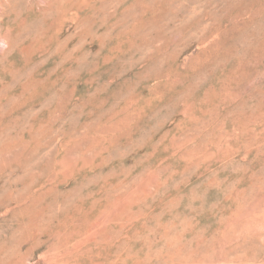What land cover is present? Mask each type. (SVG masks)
<instances>
[{
    "label": "rangeland",
    "instance_id": "rangeland-1",
    "mask_svg": "<svg viewBox=\"0 0 264 264\" xmlns=\"http://www.w3.org/2000/svg\"><path fill=\"white\" fill-rule=\"evenodd\" d=\"M263 47L264 0H0V264H264Z\"/></svg>",
    "mask_w": 264,
    "mask_h": 264
},
{
    "label": "bare ground",
    "instance_id": "bare-ground-1",
    "mask_svg": "<svg viewBox=\"0 0 264 264\" xmlns=\"http://www.w3.org/2000/svg\"><path fill=\"white\" fill-rule=\"evenodd\" d=\"M84 1H85V0H84ZM114 1H115V0H114ZM65 2H66V1H65ZM104 2H105V1H104ZM153 2H154V1H153ZM107 3H108V2H107ZM146 3H147V2H146ZM156 3H157V2H156ZM260 3H261V2H260ZM47 4H48V3H47ZM116 4H117V3H116ZM51 5H52V4H51ZM80 5L82 6L83 4H80ZM163 5H164V4H163ZM49 6H50V5H49ZM61 6H62V5H61ZM99 6H100V5H99ZM147 6H148V4H147ZM149 6L151 7V4H150ZM76 7H77V6H76ZM86 7H87V6H86ZM110 7H111V8H114L115 6L113 7V6L111 5ZM140 7H141V6H140ZM142 7H143V6H142ZM27 8H28V7H27ZM37 8H38V7H37ZM83 8H85V6H84ZM98 8H99V7H98ZM101 8H102V7H101ZM138 8H139V7H138ZM35 9H36V8H35ZM104 9L106 10V8H104ZM146 9H147V8H146ZM146 9H145V10H146ZM36 10H37V9H36ZM39 10H40V9H39ZM49 10H51V9H49ZM89 10H90V9H89ZM112 10H113V9H112ZM25 11H29V10L25 9ZM47 11H48V10H47ZM97 11H98V10H97ZM100 11H101V10H100ZM108 11H109V10H108ZM114 11H115V10H114ZM22 12H23V11H22ZM51 12H52V11H51ZM94 12H95V11H94ZM98 12H99V11H98ZM101 12H102V11H101ZM101 12H100V13H101ZM115 12H116V11H115ZM23 13H24V12H23ZM39 13H40V12H38V14H39ZM48 13H49V12H48ZM92 13H93V12H92ZM100 13H99V14H100ZM108 13H109V12H108ZM141 13H142V12H141ZM101 14H102V13H101ZM103 14H104V13H103ZM19 15H20V14H19ZM19 15L17 16V13H16V15H14V16H15V17H16V16L19 17ZM21 15H22V13H21ZM95 15H96V14H95ZM137 15H138V14H137ZM43 16H44V15H43ZM109 16H110V14H109ZM25 17H26V16H25ZM87 17H88V16H87ZM102 17H105V16H101V19L103 20ZM137 17H138V16H137ZM259 17H260V16H259ZM77 18H78V17H77ZM107 18L109 19L108 16H107L105 19H107ZM13 19H17V18H13ZM13 19H12V21H13ZM35 19H36V18H35ZM45 19L47 20V18H45ZM90 19H91V18H90ZM134 19H135V17H134ZM42 20H43V19H42ZM63 20H64V19H63ZM115 20H116V19H115ZM128 20H129V19H128ZM164 20H165V19H164ZM9 21H10V20H9ZM12 21H11V22H12ZM37 21H38V20H37ZM44 21H45V20H44ZM44 21H43V22H44ZM98 21H100V20L98 19ZM103 21H105V20H103ZM108 21H109V20H108ZM136 21H138V20H136ZM63 22H65V21H63ZM114 22H117V21H114ZM114 22H113V23H114ZM29 23H30V22H29ZM29 23H28V24H29ZM101 23H102V21H101ZM104 23H105V25H106L107 22H104ZM104 23H103V24H104ZM113 23H112V24H113ZM135 23H136V22H135ZM26 24H27V23H26ZM43 24H44V23H43ZM115 24H116V23H115ZM121 24H122V23H121ZM121 24H120V25H121ZM125 24H126V23H125ZM144 24L147 25V23H144ZM161 24H162V23L160 22V25H161ZM24 25H25V23H24ZM92 25H93V24H92ZM100 25H101V24H100ZM118 25H119V24H118ZM123 25H124V24H123ZM129 25H130V24H129ZM146 25H145V26H146ZM160 25H158V26H160ZM41 26L44 27L43 25H41ZM113 26H114V25H113ZM149 26H150V25H149ZM16 27H17V25H16ZM18 27H19V26H18ZM20 27H21V26H20ZM82 27H84V26H82ZM82 27H81V28H82ZM89 27H90V26H89ZM91 27H92V26H91ZM117 27H118V26H117ZM117 27H116V28H117ZM152 27H154V26H152ZM81 28H80V29H81ZM85 28H86V27H85ZM85 28H84V29H85ZM96 28H97V27H96ZM98 28H99V27H98ZM98 28H97V29H98ZM108 28H109V27H108ZM116 28H115V29H116ZM149 28H150V27H149ZM154 28H155V27H154ZM156 28H157V27H156ZM11 29H12V28H11ZM30 29H31V28H30ZM33 29H35V28L33 27ZM36 29H37V28H36ZM77 29H78V28H77ZM105 29H106V28H105ZM110 29H112V28H110ZM110 29H109V30H110ZM115 29H114V30H115ZM147 29H148V26H147ZM157 29H159V28H157ZM28 30H29V28H28ZM31 30H32V29H31ZM31 30H30V31H31ZM70 30H71V29H70ZM112 30H113V29H112ZM112 30H111V31H112ZM151 30H152V29H149L148 32H150ZM79 31H81V30H79ZM86 31H87V30H86ZM146 31H147V30H146ZM152 31H154V30H152ZM20 32H21V29H20ZM22 32H23V31H22ZM24 32H26V31H24ZM24 32H23V33H24ZM91 32H92V31H91ZM106 32H108V31H106ZM31 33H32V32H31ZM89 33H90V30H89ZM95 33H96V32H95ZM116 33H117V32H116ZM121 33H122V32H121ZM34 34H35V33H34ZM39 34H40V33H39ZM60 34H61V33H60ZM104 34H105V33H104ZM139 34H141V33H139ZM17 35H19V34H17ZM23 35H24V34H23ZM23 35H22V36H23ZM27 35H28V34H27ZM37 35H38V34H37ZM42 35H43V33H42ZM51 35H53V34H51ZM69 35H70V34H69ZM72 35H73V34H72ZM90 35H91V34H90ZM101 35H102V34H101ZM15 36H16V35H14V37H15ZM25 36H26V35H25ZM31 36H32V35H31ZM34 36H35V35H34ZM102 36H103V35H102ZM14 37H13V38H14ZM32 37H33V36H32ZM36 37H38V36H36ZM89 37H90V36H89ZM16 38H19V37H16ZM28 38H29V37H28ZM51 38H52V36H51ZM35 39H36V38H35ZM55 39H56V38H55ZM87 39H89V38H87ZM104 39H105V38H104ZM20 40H21V39H20ZM28 40H29V39H28ZM32 40H33V38H32ZM40 40H41V39H40ZM53 40H54V39H53ZM60 40H61V39H60ZM60 40H59V41H60ZM258 40H259V39H258ZM17 41H18V40H17ZM35 41H36V40H35ZM38 41H39V40H38ZM85 41H86V40H85ZM2 42H3V41H2ZM29 42H30V41H29ZM45 42H46V41H45ZM11 43H12V41H11ZM14 43H15V42H14ZM52 43H53V41H52ZM71 43H72V42H71ZM79 43H80V42H79ZM101 43H102V42H101ZM110 43H111V42H110ZM202 43H203V42H202ZM216 43H217V42H216ZM12 44H13V43H12ZM35 44H36V43H35ZM81 44H82V43H81ZM86 44H87V43H86ZM114 44H115V43H114ZM204 44H205V43H204ZM14 45H16V44H14ZM260 45H261V44H260ZM11 46H12V45H11ZM40 46H41V44H40ZM50 46H51V45H50ZM99 46H100V45H99ZM28 47H29V46H28ZM35 47H36V46H35ZM37 47H38V46H37ZM37 47H36V48H37ZM61 47H62V45H61ZM7 48H8V47H7ZM13 48H14V47H13ZM26 48H27V47H26ZM32 48H34V47H32ZM64 48H65V47H64ZM94 48H95V46H94ZM16 49H17V48H16ZM111 49H112V48H111ZM263 49H264V47H263ZM8 50H9V48H8ZM36 50H37V49H36ZM91 50H92V49H91ZM24 51H25V50H24ZM109 51H110V50H109ZM222 51H223V50H222ZM18 52H19V51H18ZM20 52H21V49H20ZM26 52H27V51H26ZM32 52H33V50H32ZM32 52H31V54H32ZM38 52H39V51H38ZM89 52H91V51H89ZM99 52H100V51H99ZM110 52H111V51H110ZM23 53H24V52H23ZM27 53H28V52H27ZM35 53H37V52H35ZM50 53H52V52H50ZM87 53H88V52H87ZM16 54H17V53H16ZM225 54H226V53H225ZM228 54H229V53H228ZM8 55H10V54H8ZM35 55H36V54H35ZM44 55H45V54H44ZM64 55H65V54H64ZM10 56H11V55H10ZM10 56H9V57H10ZM33 56H34V55H33ZM31 57H32V56H30V58H31ZM41 57H42V56H41ZM91 57H92V56H91ZM226 57H227V56H226ZM11 58H12V57H11ZM18 58H19V57H18ZM86 58H87V57H86ZM148 58H149V57H148ZM227 58H228V57H227ZM46 59H47V58H46ZM56 59H57V57H56ZM225 59H226V58H225ZM33 60H34V59H33ZM244 60H245V59H244ZM47 61H48V60H47ZM87 61H88V60H87ZM235 61H236V60H235ZM152 62H153V61H152ZM5 63H6V61H5ZM14 63H15V62H14ZM65 63H66V62H65ZM150 63H151V62H150ZM242 64H243V63H242ZM13 65H14V64H13ZM56 65H57V63H56ZM58 65H59V64H58ZM63 65H64V63H63ZM227 65H228V64H227ZM8 66H9V64H8ZM70 66H71V65H70ZM86 66H87V65H86ZM93 66H94V65H93ZM77 67H78V66H77ZM233 67H234V66H233ZM57 68H58V67H57ZM57 68L55 67V69H57ZM29 69H30V68H29ZM60 69H61V68H60ZM75 69H76V68H75ZM50 70H51V69H50ZM52 70H53V69H52ZM61 70H62V69H61ZM4 71H5V70H4ZM13 71H14V70H13ZM55 71H56V70H55ZM68 71H70V70H68ZM71 71H73V70H71ZM7 72H8V70H7ZM9 72H10V71H9ZM25 72H26V71H25ZM57 72H58V71H57ZM61 72H62V71H61ZM66 73H67V72H66ZM0 74H1V73H0ZM10 74H11V73H10ZM25 74H26V73H25ZM54 74H55V73H54ZM69 74H70V73H69ZM69 74H67V75H69ZM3 75H5V74H3ZM26 75H27V74H26ZM41 75H42V74H41ZM41 75H40V76H41ZM50 75H51V74H50ZM65 75H66V74H65ZM37 76H38V75H37ZM16 77H17V76H16ZM23 77H24V76H23ZM23 77H22V78H23ZM61 77L63 78V75H62ZM68 77H69V76H68ZM114 77H115V76H114ZM114 77H112V78H114ZM9 78H11V77H9ZM58 78H59V77H58ZM65 78H67V77L65 76ZM69 79H70V78H69ZM92 79H93V78H92ZM95 79H96V78H95ZM114 79H115V78H114ZM19 80H21V79H19ZM19 80H18V81H19ZM26 80H27V79H26ZM12 81H13V80H12ZM54 81H55V80H54ZM68 81H69V80H68ZM23 82H24V81H23ZM3 83L5 84V82H3ZM21 83H22V82H21ZM31 83H32V82H31ZM31 83H30V84H31ZM71 83H72V82H71ZM0 84H1V83H0ZM10 84H11V82H10ZM10 84H9V85H10ZM24 84H25V83H24ZM45 84H46V83H45ZM75 84H76V83H75ZM13 85L15 86V82H14ZM17 85H18V83H17ZM62 85H63V84H62ZM3 86H4V85H3ZM22 86H23V85H22ZM72 86H73V85H72ZM88 86H89V85H88ZM1 87H2V86H1ZM51 87H52V86H51ZM101 87H102V86H101ZM8 88H9V87H8ZM78 88H79V87H78ZM12 89H13V88H12ZM20 89H21V88H20ZM26 89H27V88H26ZM42 89H43V88H42ZM52 89H53V88H52ZM54 90H55V89H54ZM34 91H35V90H34ZM3 93H4V92H3ZM3 93H2V94H3ZM55 93H56V92H55ZM61 93H62V92H61ZM59 94H60V93H59ZM59 94H58V95H59ZM32 95H33V93H32ZM37 95H38V94H37ZM47 95H48V94H47ZM22 96H23V95H22ZM49 96H50V95H49ZM12 97H13V96H12ZM34 97H35V96H34ZM59 97H60V96H59ZM64 97H65V95H64ZM135 97H136V96H135ZM2 98H3V97H2ZM13 98H14V97H13ZM23 98H24V96H23ZM48 98H49V97H48ZM48 98H46V99H48ZM4 99H5V98H4ZM17 99H18V98H17ZM51 99H52V98H51ZM51 99H50V100H51ZM130 99H131V98H130ZM80 100H81V99H80ZM13 101H14V100H13ZM47 101H48V100H47ZM70 101H71V100H70ZM257 101H259V99H258ZM18 102H19V101H18ZM81 102H82V101H81ZM85 102H86V101H85ZM19 103H20V102H19ZM36 103H37V102H36ZM68 103H69V102H68ZM87 103H88V102H87ZM21 104H23V103H21ZM49 104H50V103H49ZM51 104H52V103H51ZM55 104H57V103H55ZM75 104H76V103H75ZM263 104H264V103H263ZM76 105H77V104H76ZM7 106H8V105H7ZM25 106H26V105H25ZM25 106H24V107H25ZM27 106H28V105H27ZM40 106H41V105H40ZM42 106H43V105H42ZM61 106H62V105H61ZM258 106H259V105H258ZM21 108H22V107H21ZM21 108H20V109H21ZM29 108H30V107H29ZM77 108H78V107H77ZM5 109H6V108H5ZM9 109H10V108H9ZM11 109H12V108H11ZM36 109H37V108H36ZM70 109H73V108H70ZM80 109H81V108H80ZM124 109H126V108H124ZM3 110H4V109H3ZM7 110H8V109H7ZM34 110H35V109H34ZM38 110H39V109H38ZM44 110H45V109H44ZM51 110H53V109H51ZM58 110H59V109H58ZM121 110H122V109H121ZM16 111L18 112V109H17ZM16 111H15V112H16ZM65 111H66V110H65ZM220 111H221V110H220ZM6 112H7V111H6ZM17 112H16V114H17ZM31 112H32V111H31ZM36 112H37V111H36ZM43 112H44V111H43ZM50 112H51V111H50ZM32 113H34V112H32ZM38 113H39V111H38ZM38 113H37V114H38ZM118 113H121V112H118ZM261 113H262V112H261ZM261 113H260V114H261ZM2 114L4 115L3 112H2ZM14 114H15V113H14ZM29 114H30V112H29ZM54 114H55V113H54ZM3 115H2V116H3ZM10 115H11V114H10ZM10 115H8V116L10 117ZM21 115H22V114H21ZM39 115H40V114H39ZM44 115H45V114H44ZM220 115H221V114H220ZM24 116H25V115H24ZM37 116H38V115H37ZM49 116H50V115H49ZM78 116H79V115H78ZM94 116H95V115H94ZM96 116H98V115H96ZM96 116H95V117H96ZM6 117H7V116H5V118H6ZM21 117H22V116H21ZM35 117H36V116H35ZM57 117H59V116H57ZM135 117H137V116H135ZM143 117H144V116H143ZM10 118H11V117H10ZM27 118H28V117H27ZM44 118H45V117H44ZM96 118H98V117H96ZM138 118H139V117H138ZM141 118H142V117H141ZM71 119H72V118H71ZM89 119H90V118H89ZM133 119H134V118H133ZM7 120H9V119H7ZM25 120H26V119H25ZM34 120L36 121L35 118H34ZM37 120H38V119H37ZM54 120H55V119H54ZM54 120H53V121H54ZM56 120H57V119H56ZM73 120H74V119H73ZM77 120H78V119H77ZM126 120H127V119H126ZM142 120H143V119H142ZM12 121L14 122V121H16V120H12ZM18 121H19V120H18ZM26 121H27V120H26ZM29 121H31V120H29ZM65 121H66V120H65ZM91 121H92V120H91ZM94 121H95V120H93V122H94ZM136 121H137V120H136ZM3 122H4V121H3ZM9 122H10V124H11V121H10V120H9ZM20 122H21V120H20ZM37 122H38V121H37ZM77 122H78V121H75V123H77ZM23 123H24V122H23ZM27 123H28V122H27ZM85 123H86V122H85ZM90 123H91V122H90ZM97 123H98V122H97ZM139 123H141V122L139 121ZM2 124H3V123H2ZM114 124H115V123H114ZM118 124H119V123H118ZM118 124H117V125H118ZM125 124H126V123H125ZM3 125L6 126L5 124H3ZM28 125H29V124H28ZM40 125H41V124H40ZM48 125H49V124H48ZM50 125H52V124H50ZM58 125H59V123H58ZM80 125H81V124H80ZM137 125H138V124H137ZM140 125H141V124H140ZM4 126H3V128H4ZM19 126H20V125H19ZM21 126H22V125H21ZM46 126H47V125H46ZM56 126H57V125H55V127H56ZM83 126H85V125L83 124ZM86 126H87V125H86ZM115 126H116V125H115ZM135 126H136V125H135ZM141 126H142V125H141ZM32 127H33V126H32ZM112 127H113V126H112ZM117 127H118V126H117ZM125 127H127V126H125ZM3 128H2V129H3ZM14 128H15V127H14ZM19 128H20V127H19ZM57 128H59V127H57ZM78 128L80 129V127H78ZM78 128H77V129H78ZM84 128H85V127H84ZM109 128H110V127H109ZM113 128H114V127H113ZM122 128H123V126H122ZM9 129H10V128H9ZM94 129H95V128H94ZM48 130H49V129H48ZM48 130H47V131H48ZM50 130H51V129H50ZM95 130H96V129H95ZM221 130H222V129H221ZM33 131H35V130H33ZM67 131H68V130H67ZM85 131H86V130H85ZM89 131H90V130H89ZM121 131H122V130H121ZM16 132H17V131H16ZM40 132H42V131H40ZM40 132H39V133H40ZM49 132H50V131H49ZM51 132H52V130H51ZM71 132H72V130H71ZM12 133H13V132H12ZM30 133H31V132H30ZM44 133H45V132H44ZM20 134H21V133H20ZM28 134H29V133H28ZM97 134H98V132H97ZM100 134H101V133H100ZM25 135H26V134H25ZM57 135H58V134H57ZM217 135H218V134H217ZM10 136H11V135H10ZM10 136H8V137H10ZM15 136H16V134H15ZM15 136H14V137H15ZM21 136H22V135H21ZM41 136H42V135H41ZM51 136H52V134H51ZM58 136H59V135H58ZM124 136H125V134H124ZM128 136H129V135H128ZM54 137H55V136H54ZM59 137H60V136H59ZM100 137H101V136H100ZM133 137H134V136H133ZM253 137H254V136H253ZM12 138H13V137H12ZM12 138H11V139H12ZM19 138H20V137H19ZM39 138H40V137H39ZM44 138H45V137H44ZM102 138H103V137H101V139H102ZM11 139H10V140H11ZM21 139H22V138H20L19 141H21ZM62 139H63V138H62ZM91 139H92V138H91ZM260 139H261V138H260ZM262 139H263V138H262ZM31 140H32V138H31ZM86 140H87V139H86ZM107 140H108V139H107ZM111 140L113 141V139H111ZM124 140L127 141L125 138H124ZM129 140H130V139H129ZM218 140H219V139H218ZM12 141H13V140H12ZM40 141H41V140H40ZM53 141H54V140H53ZM57 141H58V139H57ZM67 141H69V139H68ZM77 141H78V140H77ZM114 141H115V140H114ZM221 141H222V140H221ZM254 141H256V140L254 139ZM261 141H262V140H261ZM14 142H15V141H14ZM22 142H23V141H22ZM37 142H38V141H37ZM248 142H249V141H248ZM25 143H27V142H25ZM103 143H104V142H103ZM220 143H221V142H220ZM36 144H37V143H36ZM50 144H51V143H50ZM96 144H97V143H96ZM111 144H112V143H111ZM113 144H114V143H113ZM252 144H253V142H252ZM11 145H12V144H11ZM32 145H33V144H32ZM34 145H35V144H34ZM38 145H39V144H38ZM117 145H118V144H117ZM19 146H20V145H19ZM63 146H64V145H63ZM44 147H45V146H44ZM49 147H50V146H49ZM51 148L53 149V147H51ZM211 148H212V147H211ZM27 149H28V148H27ZM47 149H48V148H47ZM47 149H46V150H47ZM63 149H64V148H63ZM63 149H61V150H63ZM71 149H72V148H71ZM17 150H18V149H17ZM46 150H45V153L48 152V150H47V151H46ZM153 150H154V149H153ZM190 150H191V149H190ZM263 150H264V149H263ZM39 151H40V150H39ZM192 151H193V150H192ZM19 152H20V151H19ZM23 152H24V151H23ZM187 152H189V151H187ZM7 153H8V152H7ZM263 153H264V152H263ZM23 154H24V153H23ZM46 154L48 155V153H46ZM46 154H45V155H46ZM109 154H110V153H109ZM261 154H262V151H261ZM45 155H44V156H45ZM54 155H55V154H54ZM110 155H111V154H110ZM181 155H182V154H181ZM189 155H190V154H189ZM189 155H188V156H189ZM192 155H193V154H192ZM0 156H1V155H0ZM188 156H187V157H188ZM42 157H43V154H42ZM42 157H41V161H42ZM191 157H193V156H191ZM39 158H40V157H39ZM43 158H45V157H43ZM106 158H107V157H106ZM21 159H22V158H21ZM21 159H20V157H19V158H18V161L21 160ZM33 159H34V158H33ZM48 159H49V158H48ZM36 160H37V159H36ZM106 160H107V159H106ZM52 161H53V160H52ZM213 161H215V160H213ZM15 162H17V161H15ZM15 162H14V163H15ZM19 162H20V161H19ZM36 162H37V161H36ZM55 162H56V161H55ZM136 162H137V161H136ZM63 163H64V162H63ZM263 163H264V161H263ZM20 164H21V163H20ZM26 164L28 165L29 163H26ZM36 164H37V163H36ZM108 164H109V163H108ZM11 165H12V164H11ZM49 165H50V164H49ZM101 165H102V164H101ZM101 165H100V166H101ZM21 166H22V165H21ZM30 166H31V165H30ZM34 166H35V165H34ZM37 166H38V165H37ZM204 166H205V165H203V167H204ZM23 167H26V165H25V166H22V168H23ZM35 167H36V166H35ZM38 167H39V166H38ZM51 167H52V164H51ZM68 167H69V166H68ZM100 168H101V167H100ZM103 168H104V167H103ZM118 168H119V167H118ZM101 169H102V168H101ZM124 169H125V168H124ZM20 170H21V169H20ZM24 170H25V169H24ZM29 170H31V169H29ZM202 170H203V169H202ZM101 171H102V170H101ZM101 171H100V172H101ZM31 172H32V171H31ZM41 172H43V171H41ZM258 172H259V171H258ZM16 173H17V172H16ZM25 173H26V172H25ZM36 173H37V172H36ZM98 173H99V172H98ZM4 174H5V173H4ZM26 174H27V173H26ZM29 174H30V173H29ZM41 174H42V173H41ZM254 174H255V172H254ZM256 174H257V173H256ZM262 174H263V173H262ZM38 175H39V174H38ZM242 175H243V174H242ZM244 175H245V174H244ZM244 175H243V176H244ZM259 175H260V174H259ZM26 176H27V175H26ZM50 176H51V174H50ZM16 177H17V176H16ZM42 177H43V176H42ZM262 177H263V176H262ZM6 178H7V177H6ZM22 178H23V177H22ZM2 179H3V178H2ZM37 179H38V178H37ZM70 179H71V178H70ZM70 179H69V180H70ZM81 179H83V178H81ZM115 179H116V178H115ZM35 180H36V179H35ZM41 180H42V179H41ZM3 181H4V184H5V181H6V180H3ZM10 181H12V180H10ZM19 181H21L20 178H19ZM19 181H18V182H19ZM119 181H120V180H119ZM241 181H242V180H241ZM250 181H251V180H250ZM257 181H258V180H257ZM34 182L36 183V182H38V181H34ZM34 182H33V183H34ZM71 182H72V181H71ZM102 182H103V180H102ZM258 182H259V181H258ZM262 182H263V181H262ZM14 183H15V182H14ZM23 183H24V182H23ZM108 183H109V182H108ZM241 183H243V182H241ZM263 183H264V182H263ZM9 184H10V183H9ZM118 184H119V183H118ZM0 185H1V184H0ZM25 185H26V184H25ZM21 186H22V185H21ZM68 186H69V185H68ZM250 186H251V185H250ZM2 187H4V186L2 185ZM8 187H9V186H8ZM15 187H16V186H15ZM35 187H36V186H35ZM99 187H100V185H99ZM109 187H112V186H109V185H108V189H109ZM254 187H256V186H254ZM21 188H22V187H21ZM71 188H72V187H71ZM105 188H106V187H105ZM113 188H114V187H113ZM113 188H112V189H113ZM259 188H260V187H259ZM4 189H6V188H3V190H4ZM17 189H18V188H17ZM32 189H33V188H32ZM112 189H111V190H112ZM254 189H255V188H254ZM15 190H16V188H15ZM106 190H107V189H106ZM108 191H109V190H108ZM57 192H58V191H57ZM103 192H104V191H103ZM262 192H263V191H262ZM6 193H7V192H6ZM99 193H101V192H99ZM104 193H105V192H104ZM55 194H56V193H55ZM106 194H107V193H106ZM249 194H251V193H249ZM0 195H1V194H0ZM3 195H4V194H2V196H3ZM5 195H7V194H5ZM8 195H9V194H8ZM58 195H59V194H58ZM94 195H95V194H94ZM19 196H20V195H19ZM3 197H4V196H3ZM3 197H2V198H3ZM10 197H11V196H10ZM2 198H1V199H2ZM49 198H50V197H49ZM98 198H100V197H98ZM9 199H10V198H9ZM9 199H8V200H9ZM14 199H15V198H14ZM89 199H90V196H89ZM12 200H13V199H12ZM81 200H82V199H81ZM97 200H98V199H97ZM251 200H252V199H251ZM3 201H4V200H3ZM13 201H14V200H13ZM19 201H20V200H19ZM77 201H78V200H77ZM82 201H83V200H82ZM108 201L110 202V200H108ZM6 202H7V201H6ZM14 202H15V201H14ZM43 203H44V202H43ZM90 203H91V202H90ZM92 203H93V202H92ZM3 204H6V203H3ZM83 204H84V203H83ZM83 204H82V205H83ZM93 204H94V203H93ZM1 205H2V204H1ZM40 205H41V204H40ZM91 205H92V204H91ZM86 206H87V205H86ZM77 207H78V206H77ZM127 207H128V206H127ZM0 208H1V207H0ZM2 209H3V208H2ZM19 209H20V208H19ZM19 209H18V210H19ZM22 209H23V208H22ZM75 210H76V209H75ZM237 212H238V211H237ZM23 213H24V212H23ZM239 213H240V212H239ZM10 214H11V213H10ZM16 216H17V215H16ZM19 217H20V216H19ZM231 217H232V216H231ZM37 221H38V220H37ZM38 223H39V222H38ZM258 223H259V222H258ZM42 224H43V223H42ZM262 224H264V223H262ZM262 224H258V225L260 226V225H262ZM34 225H35V224H34ZM258 225H257V226H258ZM23 227H24V226H23ZM31 227H32V226H31ZM45 227H46V226H45ZM260 227H261V226H260ZM41 228H42V227H41ZM41 228H40V230H41ZM43 228H44V227H43ZM262 228H263V227H262ZM24 229H25V228H24ZM41 232H42V231H41ZM44 232H45V231H44ZM17 234H18V233H17ZM29 234H30V233H29ZM242 234H243V233H242ZM30 235H31V234H30ZM43 235H44V234H43ZM255 236H256V235H255ZM253 237H254V236H253ZM238 238H239V237H238ZM254 238H255V237H254ZM33 241H34V240H33ZM35 242H36V241H35ZM8 244H9V243H8ZM8 244H7V246H8ZM241 244H242V243H241ZM261 244H262V243H261ZM0 245H1V244H0ZM239 245H240V244H239ZM242 245H243V244H242ZM249 245H250V244H249ZM235 246H236V245H235ZM253 246H254V245H253ZM3 247H4V246H3ZM13 247H14V246H13ZM231 247H233V246H231ZM236 247H237V246H236ZM241 247H242V246H241ZM248 247H249V246H248ZM4 248H5V247H4ZM255 248H257V247H255ZM14 249H15V248H14ZM233 249H234V248H233ZM12 250H13V249H11V251H12ZM19 250H20V249H19ZM241 250H242V249H241ZM7 251H9V250L7 249ZM7 251H6V252H7ZM255 251H256V250H255ZM12 252H13V251H12ZM231 252H233V251H231ZM9 253H10V252H9ZM242 253H243V252H242ZM251 253H252V252H251ZM233 254H235V253H233ZM5 255H6V254H5ZM5 255H3V256H5ZM21 255H22V254H21ZM25 255H26V254H25ZM262 255H263V254H262ZM9 256H10V255H9ZM16 256H17V255H16ZM26 257H27V256H26ZM0 258H3V257L0 256ZM5 258H6V257H5ZM7 258H8V257H7ZM7 258H6V259H7ZM9 258H10V257H9ZM9 258H8V259H9ZM8 259H7V260H8ZM0 260H1V259H0ZM3 260H4V259H3ZM16 261H17V260H16ZM227 261H228V260H227ZM0 262H3V261H0ZM255 262H256V261H255ZM4 263H5V262H4ZM8 263H9V261H8ZM248 264H249V263H248Z\"/></svg>",
    "mask_w": 264,
    "mask_h": 264
}]
</instances>
